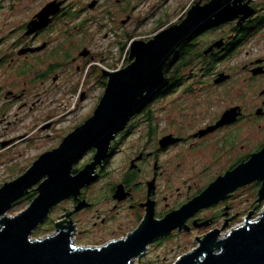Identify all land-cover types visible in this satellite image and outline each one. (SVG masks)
<instances>
[{
    "label": "flooded vegetation",
    "instance_id": "flooded-vegetation-1",
    "mask_svg": "<svg viewBox=\"0 0 264 264\" xmlns=\"http://www.w3.org/2000/svg\"><path fill=\"white\" fill-rule=\"evenodd\" d=\"M141 1L0 0V155L25 152L37 135L40 139L43 131L51 129L53 124L47 119L41 122L39 97L43 90L57 89L55 85L65 74L70 82L73 62L78 58L94 64L93 72L100 70L97 87L105 89L103 69H117H99L95 64L106 57L117 60L122 53L128 59L130 45L141 40L137 36L145 20L135 16ZM209 1L192 0L173 24L181 22L197 2L204 5ZM255 1H232V7L236 4L234 19L195 34L177 48L164 68L167 87L116 136L108 157L96 167L97 178L77 196L65 199L70 207L53 221L55 206L42 226L52 222L56 233L60 224L63 231L70 230L73 244L81 247L85 246L78 243L101 247L124 240L143 225L152 226L158 235L170 215L181 212L178 219L184 217L192 210L188 205L212 184L264 150V56L256 52L263 44L264 5ZM247 2L253 12L244 19L239 10ZM102 37H115L110 44L114 49L97 55L94 46ZM82 68L83 63L76 71ZM85 98L84 92L80 100ZM131 138L135 139L131 150L117 147ZM163 139L167 141L164 145ZM95 153L94 149L84 153L73 174L92 163ZM194 154L202 161L198 173L208 178L215 170V175L186 197L177 184L178 173ZM250 187L256 188V205L242 215L235 210L233 200ZM96 188L98 192H93ZM224 189L208 199L215 202L182 217L177 227L150 242L145 255L136 257L133 264H155L146 262L151 253L178 235L200 232L190 249L193 251L208 235L216 232L217 240H221L261 217L264 206L256 210L264 204V180L229 193H223ZM34 192L32 188L21 199ZM221 195L223 199H218ZM103 201L108 209L99 208ZM81 203L84 207L76 210ZM185 252L174 259L164 257L157 264H175L190 253Z\"/></svg>",
    "mask_w": 264,
    "mask_h": 264
},
{
    "label": "water",
    "instance_id": "water-1",
    "mask_svg": "<svg viewBox=\"0 0 264 264\" xmlns=\"http://www.w3.org/2000/svg\"><path fill=\"white\" fill-rule=\"evenodd\" d=\"M232 1L243 0H211L204 5L197 2L181 22L149 40L134 41L126 66L114 71L103 69L107 83L93 114L65 136L57 148L41 154L22 176L0 187V264H133L136 257L145 255L150 242L177 227L183 217L178 219L181 212L163 221L164 231L158 235L152 226L143 225L128 238L101 247L75 246L70 230L63 231L60 224L56 233L32 238L55 206L77 196L81 188L97 178L96 167L108 157L116 136L167 87L164 68L177 48L195 34L236 17V4L232 7ZM248 4L239 10L244 19L253 12ZM165 143L163 139L161 144ZM91 149L96 150L93 162L74 175V165ZM256 180H264V150L212 184L188 205L192 210L183 219L215 202L208 199L217 197L222 189L229 193ZM32 188L37 195L27 208L9 215L13 204ZM82 207L83 203L76 210ZM175 264H264V210L258 220L247 222L221 240H217L216 232L208 235L199 248Z\"/></svg>",
    "mask_w": 264,
    "mask_h": 264
},
{
    "label": "rangeland",
    "instance_id": "rangeland-1",
    "mask_svg": "<svg viewBox=\"0 0 264 264\" xmlns=\"http://www.w3.org/2000/svg\"><path fill=\"white\" fill-rule=\"evenodd\" d=\"M191 1L192 0H142L138 4L137 15L135 16L138 17L137 20L143 19L145 22L143 26L139 28L137 37L141 40H147L149 37L152 38L156 33L165 29L169 24L177 22L182 17L183 10L188 8ZM255 2H260L264 5V0H256ZM103 32H101V34ZM262 36L263 44L258 51H256L260 56H264V31H262ZM114 40L115 37L106 39L102 37L97 39L96 45L94 46L95 53L97 55H102L104 52L114 49V47L110 48V44ZM81 63H83L84 68H82L80 72H77L76 67ZM125 63V54L122 53L117 60L115 58L106 57L105 61H99L95 65L99 69L102 67L120 69L121 66H125ZM92 66H94V64H86V61L82 58H78L77 61L73 62L74 70L70 82H67V74H65L57 85H55L57 86V89H52L50 91L43 90L41 92V96L39 97V105L42 110L41 122H44L47 119L48 122H51L53 125L50 130L42 132L40 139H38V135L36 134L37 137L34 145L31 147L29 146V148L27 145V150L25 152H2V155H0L1 186L5 184L2 183L5 179L12 181L22 176L41 154L45 153L50 148L58 146L70 131H73L76 127L80 126L86 120L84 116L85 114L89 117L93 114L105 89L101 90L97 87L100 70L93 72ZM84 92L86 98L81 101L80 96ZM81 106L84 108H81ZM71 110L73 113L70 114L69 112ZM134 142L135 139L131 138L124 143L119 144L117 147L127 152L131 150ZM196 156L197 154H194V159L191 162H187L183 169L178 173L177 184L184 195L186 193V197L192 194L200 186L204 185L209 178L215 175V170H212L213 173L212 175H208V178L207 175H204L203 173L199 174L198 171L200 170L202 161H198ZM85 160H87V158ZM82 163H84V161H82ZM77 166L79 167L80 165ZM255 189L256 188L251 187L245 189L241 192V197L233 200L235 210H240L242 215L247 214L250 210L253 211V206L256 205L254 204L256 201L254 196ZM93 192H98L97 188L94 189ZM36 195L37 192H34L30 197L18 200V203L12 206L8 211V214L13 216L26 209ZM263 206L264 204L262 202L256 211L259 212ZM69 207L70 202H61L55 207L53 214H51V219L55 221L59 215L64 212V208ZM99 208L108 209L109 205L105 204V201H103L99 205ZM93 214L95 213L86 215V217L90 218ZM242 215L240 217H242ZM254 216H257V213H255ZM39 226L33 232L32 238H42L54 233L55 229L52 222L45 226ZM199 234V231H194L191 235H178L176 238L163 244L165 246L161 245L159 250L153 251L146 262L151 261L157 264L162 262L164 257L174 259L177 255H181L183 251H186L185 254L190 252V249L195 245V237ZM78 245L85 247L88 246L87 243H78Z\"/></svg>",
    "mask_w": 264,
    "mask_h": 264
},
{
    "label": "trees",
    "instance_id": "trees-1",
    "mask_svg": "<svg viewBox=\"0 0 264 264\" xmlns=\"http://www.w3.org/2000/svg\"><path fill=\"white\" fill-rule=\"evenodd\" d=\"M129 63L128 59H126V63H125V66Z\"/></svg>",
    "mask_w": 264,
    "mask_h": 264
},
{
    "label": "built area",
    "instance_id": "built-area-1",
    "mask_svg": "<svg viewBox=\"0 0 264 264\" xmlns=\"http://www.w3.org/2000/svg\"><path fill=\"white\" fill-rule=\"evenodd\" d=\"M122 67V66H121ZM118 69V68H117Z\"/></svg>",
    "mask_w": 264,
    "mask_h": 264
}]
</instances>
